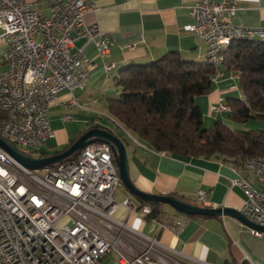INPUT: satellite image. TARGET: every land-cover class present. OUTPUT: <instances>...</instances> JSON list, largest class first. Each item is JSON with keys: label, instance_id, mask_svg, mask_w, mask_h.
I'll return each instance as SVG.
<instances>
[{"label": "built area", "instance_id": "2783aa9c", "mask_svg": "<svg viewBox=\"0 0 264 264\" xmlns=\"http://www.w3.org/2000/svg\"><path fill=\"white\" fill-rule=\"evenodd\" d=\"M95 1L43 0L42 7H36L27 0H0L1 59L5 64L0 73V110L6 114L0 136L30 156L54 136L48 116L51 103L62 90L72 94L90 80L91 60L82 48L73 47L74 42L97 37L99 54L112 44L96 24L84 23L83 15L95 9ZM235 9V0H199L189 7L192 20L184 29L202 39L206 57L215 58L213 83L223 76V63H218L223 38L264 32L261 27L231 22ZM112 66H105L106 74ZM63 105L83 108L73 95ZM227 111L224 100L210 106L214 116ZM241 166H249L250 174H258L264 185V163L245 158ZM46 168L39 176L0 147V264H102L106 255H112V264H172L168 246L114 216L120 206L145 217L151 208L138 206L129 198L116 199L122 183L110 144L95 141L75 159ZM231 185L244 193L239 211L264 226V187L257 189L243 178H233ZM195 201L205 204L204 190H197ZM186 220L182 214L160 225L177 232ZM131 238L136 240L138 252L129 248L126 240ZM84 247H91V254H84Z\"/></svg>", "mask_w": 264, "mask_h": 264}, {"label": "crops", "instance_id": "0c3cea01", "mask_svg": "<svg viewBox=\"0 0 264 264\" xmlns=\"http://www.w3.org/2000/svg\"><path fill=\"white\" fill-rule=\"evenodd\" d=\"M27 1L42 7L43 0ZM198 1H95V9L83 15L84 23L89 26L96 24L112 44L106 53L99 54L95 44L97 37L90 40L80 38L74 42L73 47L82 48L91 60V76L85 88L76 89L72 94L62 90L51 103L48 116L54 136L47 140L53 141L49 146L52 149L47 154L67 148L72 139L78 138L93 125L107 126L96 117V113L100 112L97 103L103 102V107L107 109L109 100L118 96L115 78L127 65L155 60L168 51L178 52L184 60H206V46L202 39L184 29L192 20L189 7ZM235 6V13L229 17L231 22L264 28V0H235ZM231 42L229 38H224L222 47L227 48ZM3 50L4 44L0 39V73L5 69L1 59ZM111 63L113 66L106 74L105 66ZM221 70L223 76L213 84L211 91L196 97L203 119H208V122L213 119L210 117L213 115L210 112L211 105L225 100L232 91L239 90L235 96L242 97L237 76L225 72L222 67ZM72 95L83 108L64 107L63 103L69 102ZM66 115H70V119H65ZM223 116L220 118L218 115L216 118L228 124L230 120ZM244 126L238 130L248 128L246 124ZM134 138L135 141L124 143L129 174L136 187L146 193L173 195L196 203L197 190H204L203 206H225L239 210L245 197L240 187L231 185L233 178H243L257 189L264 187L254 174H250L248 169L233 158L219 155L184 158L170 152L156 151L146 142ZM132 196L134 199L121 193L120 199H117L116 192L118 201L129 198L139 206V197ZM182 214L187 216L164 204L154 219L142 216L139 212H130L122 206L117 208L114 216L140 234L153 237L168 246L172 252V264H264V236H254L251 228L235 218L187 216L185 225L177 232L161 227V221ZM131 239L126 240L129 248L138 252L136 240Z\"/></svg>", "mask_w": 264, "mask_h": 264}, {"label": "trees", "instance_id": "16d2710c", "mask_svg": "<svg viewBox=\"0 0 264 264\" xmlns=\"http://www.w3.org/2000/svg\"><path fill=\"white\" fill-rule=\"evenodd\" d=\"M223 56L222 68L237 76L242 93V97H225L230 120L244 123L251 118H264V39L232 40ZM215 71L207 60H184L176 51L146 63L129 64L115 78L119 93L109 100L108 113L132 136L156 151L184 158L219 155L240 163L245 158H264V130L231 129L220 118L204 127L196 97L211 91ZM5 117L0 110V119ZM92 127L110 130L101 125ZM79 153L80 150L75 151L64 160L75 159ZM46 155L50 154L41 156ZM138 199L140 205L150 206L149 219L156 218L164 205Z\"/></svg>", "mask_w": 264, "mask_h": 264}, {"label": "water", "instance_id": "95a60500", "mask_svg": "<svg viewBox=\"0 0 264 264\" xmlns=\"http://www.w3.org/2000/svg\"><path fill=\"white\" fill-rule=\"evenodd\" d=\"M95 141H105L110 144L121 182L132 195L139 197L145 201L167 204L173 209L186 215H202L208 217L229 216L237 219L247 227L264 234V226L253 223L236 208L225 206H201L196 203L186 201L178 196L166 194H151L140 190L136 187V185L130 178L127 153L124 142L111 130L105 128L92 127L82 133L65 150L46 156L32 157L22 152L15 146V144L3 138L2 136H0V147L5 152H7L12 159H14L22 166L30 169H39L60 163L75 151H79Z\"/></svg>", "mask_w": 264, "mask_h": 264}, {"label": "rangeland", "instance_id": "374dc122", "mask_svg": "<svg viewBox=\"0 0 264 264\" xmlns=\"http://www.w3.org/2000/svg\"><path fill=\"white\" fill-rule=\"evenodd\" d=\"M239 92V90L236 91H232L229 92L228 95L230 96H235L237 95ZM98 108L100 110V112H97V119L100 120L102 123H104L105 125H107L106 127H108L115 135H117L124 143H126V141H135V136L133 137L127 130H125L121 125H119V123H117L116 121H114L113 119L110 118V115L108 113V110L105 109L103 107V102L102 103H97ZM225 113V112H224ZM223 115H219V117L221 118ZM210 117H212V121L208 122V119H203V125L205 128L209 127L210 125H212V123L217 119V116L214 115H210ZM226 120H230L228 113H225V115L223 116ZM227 125L229 126V128L231 129H241L242 127H245L244 125L246 124V127H248L246 130H264V118H251L248 119L246 122L244 123H236L232 120L227 121ZM250 128V129H249ZM53 141L49 140L47 141L43 147L37 151V152H33L32 156H41L42 154H46L49 153L50 150L52 148H50L49 146H51V143ZM33 171V173L39 175V176H43L46 171L47 168H39V169H31ZM121 193H125L127 196H129L130 198L134 197L128 192V190L126 189V187L124 185H121L120 188H118L117 190V199H120L119 195ZM260 236H264V234H261ZM257 236V237H260ZM102 264H112V255H106L102 260H101Z\"/></svg>", "mask_w": 264, "mask_h": 264}, {"label": "bare ground", "instance_id": "6f19581e", "mask_svg": "<svg viewBox=\"0 0 264 264\" xmlns=\"http://www.w3.org/2000/svg\"><path fill=\"white\" fill-rule=\"evenodd\" d=\"M224 38H229L232 40H254V39H264V32H258L256 34H240V35H232ZM223 38V39H224ZM225 47H222L218 51V63H223L224 52ZM207 62H209L211 65H213L216 68V62L215 58H209L206 57ZM0 109H3V101L0 100ZM69 116V115H66ZM6 121V117L4 119H0V125H4V122ZM29 155V154H28ZM247 162L251 163H264V158H247ZM246 169L250 171L249 166H244ZM255 177L258 178V174H254ZM84 254H91V247H84Z\"/></svg>", "mask_w": 264, "mask_h": 264}]
</instances>
